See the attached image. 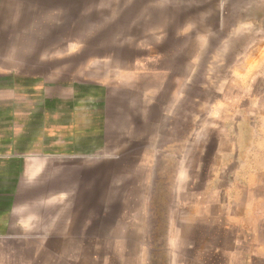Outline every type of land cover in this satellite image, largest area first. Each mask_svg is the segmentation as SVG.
<instances>
[{
    "label": "rangeland",
    "instance_id": "374dc122",
    "mask_svg": "<svg viewBox=\"0 0 264 264\" xmlns=\"http://www.w3.org/2000/svg\"><path fill=\"white\" fill-rule=\"evenodd\" d=\"M13 74L95 84L107 103L106 152L26 192L32 228L53 226L33 258L227 264L226 216L263 136L264 0H0V81Z\"/></svg>",
    "mask_w": 264,
    "mask_h": 264
},
{
    "label": "crops",
    "instance_id": "0c3cea01",
    "mask_svg": "<svg viewBox=\"0 0 264 264\" xmlns=\"http://www.w3.org/2000/svg\"><path fill=\"white\" fill-rule=\"evenodd\" d=\"M4 78L6 84L0 81V264H46L30 251L48 247L47 234L53 226L32 228L36 215L26 192L37 179L45 183L54 171L62 170L65 160L106 152L107 103L104 92L96 93L95 84L69 86L62 79L32 77L21 82L16 74ZM262 133L251 141L248 162L239 170L244 178L234 190L231 209L239 210L240 216L235 217L236 211L226 216L224 227L235 233L227 264H241V232L248 237L244 264H264V128ZM55 197L59 201V195ZM35 201L44 211L53 204L50 198ZM35 232L46 235H31ZM17 252L23 256L17 257Z\"/></svg>",
    "mask_w": 264,
    "mask_h": 264
}]
</instances>
